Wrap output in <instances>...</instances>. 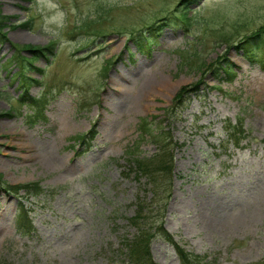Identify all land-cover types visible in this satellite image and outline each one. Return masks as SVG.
Here are the masks:
<instances>
[{
	"label": "rangeland",
	"instance_id": "obj_1",
	"mask_svg": "<svg viewBox=\"0 0 264 264\" xmlns=\"http://www.w3.org/2000/svg\"><path fill=\"white\" fill-rule=\"evenodd\" d=\"M1 17L0 264H133L140 233L182 264L162 230L199 264H264V68L237 48L264 40V0H0ZM160 151L154 187L134 159Z\"/></svg>",
	"mask_w": 264,
	"mask_h": 264
},
{
	"label": "trees",
	"instance_id": "obj_2",
	"mask_svg": "<svg viewBox=\"0 0 264 264\" xmlns=\"http://www.w3.org/2000/svg\"><path fill=\"white\" fill-rule=\"evenodd\" d=\"M4 18L6 19V17H1L0 20H2V22H3ZM166 19H168V17H165L162 20L161 19L157 20L150 27H147V29L157 33V31L159 30L156 27L157 23L160 21H165ZM4 22H3V24H1V28H2V26H4V24H5ZM2 29L0 30V36L4 37V36H6L7 33H6V31H4ZM261 35H262L261 32L257 31L253 35H250L248 37L241 39L240 44L237 45V48L242 50L244 52L246 58H249L250 61H252V62L259 61V63H261V65H262V68H264V40L261 39V37H262ZM257 46L259 47V50H256ZM21 48H23L21 50H24L26 48L29 51H31L32 53H35L36 55H44L43 54L44 50H47L50 47H41V46L35 47V45L29 44L26 46H22ZM260 50H262V57H260V55L257 54V53H259ZM21 57L25 61H29L24 56H21ZM223 62H226V61L223 60ZM18 64H19V67H21L22 63L18 62ZM30 65L32 66L31 62H30ZM228 67H229L228 68L229 70L223 66H215L214 70L216 73L219 74V76H218L219 78L224 77L225 79H228L231 81L232 79L235 78L236 69L232 68L233 65L228 66ZM25 68L29 69L30 67L27 65V66H25ZM21 69H23V67H21ZM18 74L19 75H17V77H18L17 80H19L21 88L25 91H27L30 88V86L33 85V84L29 85V82L36 81L35 79H32V77L29 74H27V70L25 72L20 71ZM196 89H199L198 85H196L193 88L183 87L179 92L176 93L177 95L173 101H176L177 104L182 103L183 102V96L186 93H188L189 91L193 90V92H195ZM22 98H24V95L22 96ZM90 132H92V131H90ZM235 133L240 134V131H236ZM235 133H233V134L236 135ZM82 137H83L82 139H85L86 135H83ZM237 143H239V142H237ZM171 159H172L171 154H169L165 151H162V152L160 151V153H158V154H156L150 158H147V157L142 158V157L138 156L137 158L134 159V161L138 167V170H140L143 174L145 173L146 175H148L149 180L153 183V185L155 187L158 185L157 184L158 179L161 178L162 175L165 176V170H167V168H169V166L171 164ZM23 186L26 187V189L28 191L30 189H32L31 187H34L36 189H40V186H39V184H37V182L33 183L32 185L27 184V185H23ZM15 188L19 189L18 186H15ZM144 209L145 208H142L141 212H143ZM139 216H140V213L138 215H136L133 220H135ZM17 218H18V225L20 226L19 229H22V230L23 229L24 230L30 229L29 227H31V221H30L29 215L25 209H23L19 213ZM142 230H145L144 227L142 228ZM161 230L162 229H159V231H161ZM140 234L138 235V237H136L135 239H133L129 243V245H128V257L130 258V260L132 261L133 264H154V261L152 260L151 254L148 252L147 249L143 248V244H145L146 242H145L144 236L139 237ZM162 234L166 237V239L170 243H172L175 246L176 250L178 251V253L180 255L179 257H180L182 264H199L197 262L198 261L197 258L198 257L201 258L199 255L190 254L188 252H185V249L183 250L177 243L173 242V236L170 233L166 232V230H162Z\"/></svg>",
	"mask_w": 264,
	"mask_h": 264
},
{
	"label": "bare ground",
	"instance_id": "obj_3",
	"mask_svg": "<svg viewBox=\"0 0 264 264\" xmlns=\"http://www.w3.org/2000/svg\"><path fill=\"white\" fill-rule=\"evenodd\" d=\"M164 81H160L159 83H152L151 84V87H150V89H149V94H151V92L153 93V88H154V86L156 87V88H159L160 86H163L164 84ZM148 94V95H149Z\"/></svg>",
	"mask_w": 264,
	"mask_h": 264
}]
</instances>
